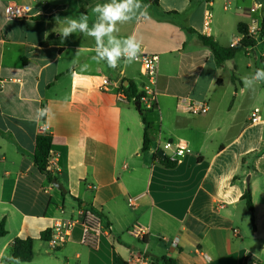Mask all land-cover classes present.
Listing matches in <instances>:
<instances>
[{
	"label": "crops",
	"instance_id": "1",
	"mask_svg": "<svg viewBox=\"0 0 264 264\" xmlns=\"http://www.w3.org/2000/svg\"><path fill=\"white\" fill-rule=\"evenodd\" d=\"M10 2L28 7L26 17L9 20ZM108 2L0 0V223L5 220L7 230L0 254L12 255L11 243L21 237L34 240L35 256L26 264H128L143 252L174 264H264V83L246 89L241 79L264 67V44L219 65L199 38L237 45L239 24L261 19L264 4L141 0L147 15L136 11L118 25L114 35H134L141 50L159 56L158 100L145 111L151 143L144 151L142 115L117 96L125 81L142 92L141 65L121 60L112 69L92 60L94 38L76 33L62 40L58 33L63 18L81 13L90 14L91 27L92 8ZM207 11L213 14L210 31L204 29ZM103 77L111 82L107 88ZM182 98L206 101L209 110L181 112ZM43 105L44 119L37 111ZM255 108L261 119L252 122ZM43 127L53 137L50 170L65 191L34 164ZM179 139L191 151L167 167L158 143ZM247 189L254 222L242 199ZM92 208L102 214L105 230L97 248L82 242ZM59 220L74 226L64 247L52 251L41 235ZM136 225L145 234H132Z\"/></svg>",
	"mask_w": 264,
	"mask_h": 264
},
{
	"label": "built area",
	"instance_id": "2",
	"mask_svg": "<svg viewBox=\"0 0 264 264\" xmlns=\"http://www.w3.org/2000/svg\"><path fill=\"white\" fill-rule=\"evenodd\" d=\"M256 8H263L262 3H257ZM12 9L13 12L18 13L17 15H10L9 19H17L26 17L29 10L28 7L17 5L13 2H10L6 6V14L8 17V10ZM213 20V14L211 11H207L204 17V29L206 31L211 30V24ZM248 36L255 41V45L262 43L264 44V15L261 19L252 18L249 25L247 26ZM245 35H243L244 37ZM237 44V42H236ZM235 45V44H234ZM247 49L251 50L252 47ZM264 57V50L262 52ZM135 62L141 65V72L143 77L146 79V84L142 90L141 96V109L145 111H150L157 106L158 100V89H157V77L159 70V56L157 54L148 53L141 50L138 60ZM1 72V70H0ZM111 85V82L108 77H103L102 87L107 88ZM118 100L121 102L130 101L128 95L124 90L120 89L118 91ZM179 110L186 114L190 115H202L206 114L209 110L208 104L206 101H195L188 98H182L179 101ZM260 109L255 108L252 114V122L260 121ZM42 132H46L47 128L43 127ZM158 150H161L166 154L172 162H178L179 159L184 157L187 153L191 151L188 142L182 139L176 141H160L158 143ZM53 164V160L50 155L48 169ZM74 226V221L72 220H59L56 221L53 225L51 238L48 240V245L52 251H56L62 247L67 242L68 237L72 227ZM146 229L143 226L136 225L131 229V233L136 236H142L145 234ZM105 233L102 219L98 214H94L91 211H87L84 218V233L82 242L85 246L89 248H97L101 242V236ZM166 240V239H164ZM179 238H174L171 242L172 246L176 247L178 245ZM207 257V256H206ZM128 264H165L162 261L152 259L146 252L134 255L129 261Z\"/></svg>",
	"mask_w": 264,
	"mask_h": 264
},
{
	"label": "clouds",
	"instance_id": "3",
	"mask_svg": "<svg viewBox=\"0 0 264 264\" xmlns=\"http://www.w3.org/2000/svg\"><path fill=\"white\" fill-rule=\"evenodd\" d=\"M147 7L141 3V0H111L108 3L97 4L91 10V15L96 17L91 27L89 26L90 14L81 13L78 17L63 18V27H60L58 33L62 40L76 33L94 38L96 48L92 60L97 63L104 61L108 67L115 69L121 60L131 64L138 60L141 53V44L134 35L126 38L114 35L119 32L118 25L132 20L136 11L146 16ZM17 14L12 9L8 10V18L10 15ZM105 38H107V44H105ZM79 51L78 49L77 57ZM88 67L87 64L82 65L81 72L87 71ZM76 75L77 73L73 72V76ZM241 79L246 89H253L258 83H264V67L256 69L253 74L245 75ZM37 111L43 117L47 115L48 108H41ZM0 261L4 264H26L25 261L11 255L7 250L0 254Z\"/></svg>",
	"mask_w": 264,
	"mask_h": 264
},
{
	"label": "trees",
	"instance_id": "4",
	"mask_svg": "<svg viewBox=\"0 0 264 264\" xmlns=\"http://www.w3.org/2000/svg\"><path fill=\"white\" fill-rule=\"evenodd\" d=\"M238 30L241 34L245 35L242 40L233 47H223L219 45L213 37L199 35L200 40L203 44L210 48L216 61L219 65H221L224 61L234 58L239 52L247 49L248 47H254L255 41L251 39L247 34V26L245 24H239ZM49 39H46L42 42V46H46L49 43ZM121 89L125 91L128 95L129 100L136 104L137 102L140 103L142 92L138 91L135 87L133 82L129 81V86L124 87L121 85ZM45 108V105H43ZM140 113L142 115L143 122L145 124L144 129V141L142 149L148 150L150 148L151 143V136H150V124L147 122L145 118V110L141 109ZM44 119V116L42 117ZM53 145V137L49 132H41L37 135L35 140V150H34V164L40 173L46 175L49 181L52 183H58L56 176L48 169L49 166V159L51 155V149ZM245 160V159H244ZM162 162L167 167H174L177 162H172L169 158H165ZM63 191L64 188L62 187ZM243 200L246 201L247 207L251 213V219L254 222V214H255V206L252 200V194L250 189H247L245 194L242 197ZM89 211L93 212L94 214H98L101 218H103L102 214L99 213L95 209H90ZM51 230H47L46 232L42 233L41 238L48 241L51 238ZM7 234V230L5 227V220L0 223V238L4 237ZM11 252L13 256L19 257L22 261L30 262L34 259L35 251H34V240L32 238H21L18 237L14 239L11 243ZM162 261L165 264H174V260L163 258Z\"/></svg>",
	"mask_w": 264,
	"mask_h": 264
},
{
	"label": "water",
	"instance_id": "5",
	"mask_svg": "<svg viewBox=\"0 0 264 264\" xmlns=\"http://www.w3.org/2000/svg\"><path fill=\"white\" fill-rule=\"evenodd\" d=\"M128 86H129V81H125L124 82V87H128ZM135 105H136L137 109L140 111L141 110V104L139 102H137ZM158 155L160 157L164 158V159L166 158L164 152L161 151V150L158 151ZM54 185H56L59 188H62L63 187L60 183H54Z\"/></svg>",
	"mask_w": 264,
	"mask_h": 264
},
{
	"label": "rangeland",
	"instance_id": "6",
	"mask_svg": "<svg viewBox=\"0 0 264 264\" xmlns=\"http://www.w3.org/2000/svg\"><path fill=\"white\" fill-rule=\"evenodd\" d=\"M248 4L247 5H250V4H253V2L255 1V0H245ZM260 2L261 3H263L264 4V0H260ZM234 11V7H230V9H229V14H232V12ZM238 32H237V29H236V34H237ZM166 154H169V152H167Z\"/></svg>",
	"mask_w": 264,
	"mask_h": 264
}]
</instances>
